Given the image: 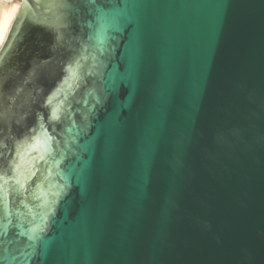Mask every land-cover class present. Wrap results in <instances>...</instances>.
I'll use <instances>...</instances> for the list:
<instances>
[{"label":"water","instance_id":"water-1","mask_svg":"<svg viewBox=\"0 0 264 264\" xmlns=\"http://www.w3.org/2000/svg\"><path fill=\"white\" fill-rule=\"evenodd\" d=\"M0 264H264V0H23Z\"/></svg>","mask_w":264,"mask_h":264},{"label":"bare ground","instance_id":"bare-ground-1","mask_svg":"<svg viewBox=\"0 0 264 264\" xmlns=\"http://www.w3.org/2000/svg\"><path fill=\"white\" fill-rule=\"evenodd\" d=\"M22 5L19 0H0V52Z\"/></svg>","mask_w":264,"mask_h":264},{"label":"rangeland","instance_id":"rangeland-1","mask_svg":"<svg viewBox=\"0 0 264 264\" xmlns=\"http://www.w3.org/2000/svg\"><path fill=\"white\" fill-rule=\"evenodd\" d=\"M19 1H21L23 3V0H19Z\"/></svg>","mask_w":264,"mask_h":264}]
</instances>
